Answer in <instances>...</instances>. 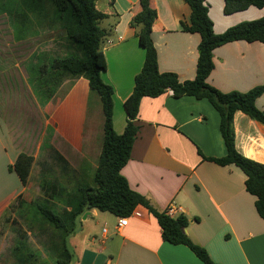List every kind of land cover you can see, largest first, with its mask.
Masks as SVG:
<instances>
[{"label": "crops", "instance_id": "obj_1", "mask_svg": "<svg viewBox=\"0 0 264 264\" xmlns=\"http://www.w3.org/2000/svg\"><path fill=\"white\" fill-rule=\"evenodd\" d=\"M101 1L106 2L104 9L99 7ZM206 3L216 34L264 17V8L251 7L226 15L225 0H206ZM151 4L158 12L152 37L160 72L176 73L182 81L194 80L201 36L182 28V22L190 19V6L185 0H151ZM95 7L110 17L101 24L110 32L103 49L108 68L102 79L114 89V129L122 135L127 125L125 101L134 91L135 78L146 56L136 30L131 27L132 19L142 8L140 0H97ZM54 33L49 35L50 53H65L62 40L53 36ZM213 60L214 70L208 83L223 93H247L264 85V43H229L214 51ZM85 80H66L60 88H66L64 96L59 97L57 92L48 104L36 106L34 112L28 113L24 107L0 115V264H18L13 254L16 227L13 245L2 251V224H10L19 217L18 213L10 212V206L20 196L27 202L46 196L43 183L55 180L43 178L44 172L48 177L68 167L79 181H85L88 169L94 167L96 172L103 144L101 141L99 148L93 146L91 120L85 106L80 104L81 98L88 97V93L80 92L82 82L89 87ZM25 87L27 91L33 90L30 83ZM69 103L74 114L64 111ZM256 105L264 111V94ZM9 116V122H20V117L31 123L41 121L45 129L41 128L31 145L23 146L10 131L6 119ZM104 121L100 120L103 126ZM220 122L219 113L207 100L175 98L172 91L157 98H144L138 117L140 132L122 174L130 187L157 210L164 212L170 205L181 207L183 211L178 217L189 220L187 235L205 248L217 264H264V219L256 210V197L246 190L244 173L234 165L221 167L204 160L226 155ZM234 131L240 154L264 164V125L237 112ZM22 153L34 157L25 187L18 175L9 170ZM32 176L36 178L34 188L29 186ZM138 209L142 217H132L123 228L118 227L119 218L113 214L95 209L87 211V219H81L77 233L69 240L74 254L72 264H204L187 246L165 242L158 221L147 208ZM19 220L25 227L20 217ZM27 233L30 246L38 251L30 242L32 235L46 258L43 240L38 239L37 232Z\"/></svg>", "mask_w": 264, "mask_h": 264}, {"label": "trees", "instance_id": "obj_2", "mask_svg": "<svg viewBox=\"0 0 264 264\" xmlns=\"http://www.w3.org/2000/svg\"><path fill=\"white\" fill-rule=\"evenodd\" d=\"M96 1L24 0L31 13L42 18L46 16L43 11L48 5L55 7L58 17L53 25L60 30L57 35L62 40L60 43L64 51V41L68 40L69 48L83 54L81 57H56L45 65L42 74L48 76H44L40 83H35L36 89H42L45 93L44 80L51 82L52 88L51 91L48 89L49 94L43 97L42 104H48L66 80L85 78L89 87L100 96L105 121L102 152L95 172L97 186L79 187L77 197L73 201L75 195L67 192L61 181H45L43 190L46 196L40 200L62 204L63 215H58L41 205L35 206L34 201L27 202L20 196L10 206V212L19 214L27 230L20 228L22 225L16 227L13 254L18 264H46L42 260V254L34 250L27 239L28 231L37 232L38 239L43 240L45 251L56 258V264H72L74 254L69 240L77 233L81 219L87 211L95 209L120 218L130 216L136 208L143 206L158 221L165 242L187 246L204 264H217L205 248L195 244L187 235L188 218H170L165 211L157 210L148 199L130 187L122 170L131 159L140 132L138 117L144 98H157L171 90L175 98L189 96L197 100H207L220 115V132L226 155L223 158L204 160L221 167H238L246 177V190L256 197V210L264 219V164L240 154L236 148L234 131V115L237 112H242L264 125V111L256 105L257 99L264 94V85L247 93H223L208 83V78L214 70L213 57L217 48L238 41L264 43V17L239 23L222 34H216L206 0H185L191 8V16L188 22H182V28L185 32L199 34L201 43L198 48L196 77L194 80L182 81L176 73L160 72L158 51L152 37L158 12L152 6L151 0H140L142 10L132 19L131 27L136 30L146 56L143 68L135 78L134 91L125 101L127 125L124 133L119 135L114 129V89L102 79V73L108 68L103 49L110 32L101 24L110 17L96 9ZM251 7L263 9L264 0H225L224 12L226 15H232ZM33 162L32 155L22 153L14 166L9 167L11 172L18 175L24 187L27 185ZM61 172L67 174L71 169L64 167ZM64 194L67 195L66 198H63Z\"/></svg>", "mask_w": 264, "mask_h": 264}, {"label": "rangeland", "instance_id": "obj_3", "mask_svg": "<svg viewBox=\"0 0 264 264\" xmlns=\"http://www.w3.org/2000/svg\"><path fill=\"white\" fill-rule=\"evenodd\" d=\"M105 6V1L99 3L101 9H104ZM43 13L46 14L43 18L31 13L29 7L24 4V0H0V115L10 114L13 108L22 110L24 107L28 109V113L30 111L34 112L36 106L41 105L44 98L49 94L48 89L51 91L52 88L51 82L44 80L43 84L46 87L44 89L45 93L42 89H36L35 83H40V80L44 79V76H48L47 74H42L45 65L56 57H63L66 55L81 57L83 55L81 54L82 52L80 53L74 48H69L68 40L64 41L66 43L65 53L57 55L50 53L49 49L51 50V42H49V35L55 32L52 35L56 37L58 36L57 33L60 32V30L56 29V26L53 25L58 15L56 8L51 5H48ZM39 45L40 49L35 50ZM28 83L33 86L32 91L23 89V86L25 87V84ZM82 83L84 86H81L80 92L83 95L84 93H88V97H85V99L81 98L80 104L85 106V112L91 120L89 122L94 137L92 140L93 146L99 148L101 141L102 144L104 141V126L102 124L104 121V114L101 99L96 91L88 87V84H85V82ZM66 92V88H63V90L59 89V97L64 96ZM10 102L11 106H9ZM64 111L68 113V115L75 113L70 103L64 106ZM1 118L2 123L5 124L6 122L2 116ZM20 118L22 120L20 122L13 120L9 122V116V118H6L8 121L7 124H10V131L16 139V142H21L23 146L24 144H26V146L29 144L31 145L33 140L39 137L41 128L42 130L45 129L44 124L42 125L41 121H37L36 123H34V121L31 123L24 121V117ZM100 120L102 123H100ZM94 162L96 161H93V163ZM43 176H45L43 178H53L54 180L61 181L62 186L66 188L67 192H72L70 194L75 195L73 201L77 197L79 187H83L85 182H90L89 186H97L94 167L88 169L85 181H79V178L73 173L63 174L61 169L49 174L48 177L47 173L44 172ZM35 180V176H32L29 186L34 188L36 185ZM66 197L67 195L64 194L63 198ZM34 205H41L45 208H49L58 215H63L64 212V206L57 201L46 203L40 200V198H36L34 199ZM113 217H115V215ZM14 221H16V223L10 222V224H2V251H5V249L7 250L9 246L13 245L12 239L15 235L13 228L21 225L19 217L15 218ZM20 228L26 227L22 224ZM5 234H7V237H5ZM29 237L34 248L38 249L39 252L42 251L40 245L34 242V236L30 235ZM46 255L47 257H43L42 259L46 264H56L54 255H51L48 251H46Z\"/></svg>", "mask_w": 264, "mask_h": 264}, {"label": "built area", "instance_id": "obj_4", "mask_svg": "<svg viewBox=\"0 0 264 264\" xmlns=\"http://www.w3.org/2000/svg\"><path fill=\"white\" fill-rule=\"evenodd\" d=\"M171 91V90H169ZM183 211V209L181 207H177L175 205H170L167 209H166V214L170 217V218H178V215ZM134 217V218H140L142 217V212L140 211V209L136 208L133 213L130 216H126V217H120L119 218V223H118V227L119 228H123L125 226H127L129 220ZM106 232V230H105Z\"/></svg>", "mask_w": 264, "mask_h": 264}, {"label": "water", "instance_id": "obj_5", "mask_svg": "<svg viewBox=\"0 0 264 264\" xmlns=\"http://www.w3.org/2000/svg\"><path fill=\"white\" fill-rule=\"evenodd\" d=\"M87 216H88V215H87V214H85V215L83 216V219H85V220H86V219H87Z\"/></svg>", "mask_w": 264, "mask_h": 264}]
</instances>
